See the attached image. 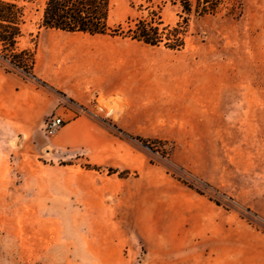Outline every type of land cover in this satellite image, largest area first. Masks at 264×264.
Here are the masks:
<instances>
[{
	"label": "rangeland",
	"instance_id": "374dc122",
	"mask_svg": "<svg viewBox=\"0 0 264 264\" xmlns=\"http://www.w3.org/2000/svg\"><path fill=\"white\" fill-rule=\"evenodd\" d=\"M173 1L112 0L109 26L150 18L176 26L181 8ZM242 1L240 19L229 15L230 2L214 15H193L184 48L171 50L46 29V0H26L20 47L35 50L37 61L48 56V43L58 44V69L92 94L87 107L59 96L61 104L109 133L113 158L99 166L85 150L54 149L49 140L55 135L44 134L51 116L41 124L39 146L18 131L1 104L0 264H190L188 253L205 250L202 262L208 264L217 255L224 264H264V36H256L264 32V0ZM0 73L23 78L1 61ZM146 88L163 95L161 137L120 124L130 109L127 92ZM211 91L215 102L229 103L213 117L229 120L224 143L206 136L209 119L202 103ZM96 98L111 116L95 106ZM52 116L69 122L63 114ZM179 123L187 126L184 132ZM127 127L147 128L140 122ZM125 159L131 169L118 167ZM188 202L213 217L211 243L199 237L204 218L192 219V233L185 228Z\"/></svg>",
	"mask_w": 264,
	"mask_h": 264
},
{
	"label": "crops",
	"instance_id": "0c3cea01",
	"mask_svg": "<svg viewBox=\"0 0 264 264\" xmlns=\"http://www.w3.org/2000/svg\"><path fill=\"white\" fill-rule=\"evenodd\" d=\"M256 36H264V32H259ZM57 48L58 44L53 42L48 43V56L42 54L37 58L35 66L36 76L46 82L49 89H41L23 78L0 73V105L4 106V111L8 118L13 121L14 125L18 127V131L37 140L39 146L41 144L39 142L41 124L52 115H65L69 118V122L49 140V144L57 151L85 150L90 162L99 166L109 163L113 158V153L109 150L108 144L110 142L109 133L91 118L77 116L73 110L61 104L62 99L59 96H63L79 107H87L92 99V94L88 93L84 87L79 86L81 84L78 78L58 69L56 63L60 62L61 57L54 53ZM227 75H230L229 71H227ZM68 83L77 84L76 86H70ZM106 90L108 91L107 94L113 92L109 89ZM162 96L158 93L151 95L148 88L140 94H134L133 90L128 91L126 97L130 104V109L125 118L120 122L121 126L125 125V129L128 131L139 133L142 136L161 137L162 131L159 125V117L162 115L160 113ZM213 96L214 93L211 91L206 101L202 103L204 104L203 109L206 110V115L209 119L205 123L206 136L209 141L224 143L229 140L230 136L229 120L225 119L223 114L220 117L218 116L215 121L213 117L215 110H226L229 108V103L226 101L215 102ZM150 103L153 104L151 105ZM137 122H140L142 126L146 125L147 128L132 130L127 127L130 123ZM244 126L245 123L243 122L240 127L244 128ZM176 127L180 132H184L185 128L187 129V126L181 123ZM242 136L244 137L245 135L243 134ZM126 158H128L127 155ZM118 167L127 170L131 169L132 165L130 164V160L125 159ZM122 184L126 191L128 182L124 181ZM127 199V197L123 198L124 201ZM184 205L186 213L184 211L183 220L184 223L188 222L189 224L185 228L192 233V219L197 216L204 218V220L200 221V226L204 225V229L199 237L211 243L214 235L213 217L202 213L196 203L188 202ZM221 227L223 230L227 229V226L224 224ZM190 238L192 241L193 237L191 236ZM207 253H209L207 250L199 253L191 251L188 253L190 264H208L207 261L205 263L202 262L207 259ZM198 255L201 256V261L198 260ZM204 257L205 260H203ZM214 259L216 262H211L210 264H224L218 255Z\"/></svg>",
	"mask_w": 264,
	"mask_h": 264
},
{
	"label": "trees",
	"instance_id": "16d2710c",
	"mask_svg": "<svg viewBox=\"0 0 264 264\" xmlns=\"http://www.w3.org/2000/svg\"><path fill=\"white\" fill-rule=\"evenodd\" d=\"M26 0H0V61L20 71L25 80L38 86H48L35 74L36 52L21 48L27 22ZM231 3L229 15L240 19L244 15L242 0H174L181 12L176 26L164 25L154 19L129 21L127 27L119 24L109 26L112 0H46L42 26L63 33H82L91 36H111L130 39L150 47L166 46L181 50L185 46L186 28L190 18L216 14L227 3ZM8 70V69H7ZM11 72V71H8ZM128 137L152 146L151 140L128 134ZM96 169V167H90Z\"/></svg>",
	"mask_w": 264,
	"mask_h": 264
},
{
	"label": "built area",
	"instance_id": "2783aa9c",
	"mask_svg": "<svg viewBox=\"0 0 264 264\" xmlns=\"http://www.w3.org/2000/svg\"><path fill=\"white\" fill-rule=\"evenodd\" d=\"M94 103L95 106L99 110L104 111L107 116H111L113 114L112 111H109L108 109H105L103 106H101L98 98L95 99ZM65 123V119H63L62 117L51 116L44 125L45 136L52 137L56 135L65 126Z\"/></svg>",
	"mask_w": 264,
	"mask_h": 264
}]
</instances>
